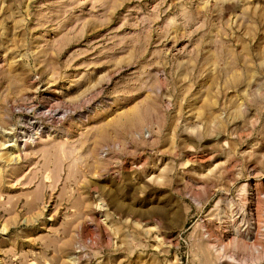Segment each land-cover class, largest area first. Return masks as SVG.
I'll list each match as a JSON object with an SVG mask.
<instances>
[{"label":"rangeland","instance_id":"374dc122","mask_svg":"<svg viewBox=\"0 0 264 264\" xmlns=\"http://www.w3.org/2000/svg\"><path fill=\"white\" fill-rule=\"evenodd\" d=\"M0 264H264V0H0Z\"/></svg>","mask_w":264,"mask_h":264},{"label":"bare ground","instance_id":"6f19581e","mask_svg":"<svg viewBox=\"0 0 264 264\" xmlns=\"http://www.w3.org/2000/svg\"><path fill=\"white\" fill-rule=\"evenodd\" d=\"M12 145L14 146V144H13V143H12V144H10V145H8V146H12ZM15 145L17 146V144H16V143H15ZM8 146H7L6 148H8ZM19 154H20V153H18V154H17V156H16L17 158H19ZM11 159H12V160H13V159H15V158H14V156H13Z\"/></svg>","mask_w":264,"mask_h":264}]
</instances>
